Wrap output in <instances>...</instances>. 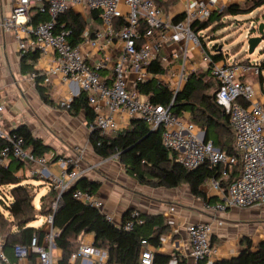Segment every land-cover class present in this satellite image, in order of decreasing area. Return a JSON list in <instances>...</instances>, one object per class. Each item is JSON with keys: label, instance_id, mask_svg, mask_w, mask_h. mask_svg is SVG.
I'll use <instances>...</instances> for the list:
<instances>
[{"label": "built area", "instance_id": "built-area-1", "mask_svg": "<svg viewBox=\"0 0 264 264\" xmlns=\"http://www.w3.org/2000/svg\"><path fill=\"white\" fill-rule=\"evenodd\" d=\"M221 1L187 0L183 18L173 22L154 0H11L10 14L0 15V29L12 36L20 56L37 51L38 60H46L44 67L29 74L30 80L41 76L45 84L56 77L65 84L76 83L79 93L84 92L86 103L94 112L88 131L96 128L103 133L114 132L123 130L131 119H143L150 130H160L162 145L174 153L175 162L188 170L207 162L218 168L220 177L225 179L236 165L237 157L220 150L210 140L204 141L202 131L193 121L170 110L188 76L208 69L216 83L215 102L228 116L241 162L238 178L226 189L218 178L207 180L221 199L206 208L221 213L230 207L264 204V106L256 100L250 79L258 76L259 64L235 61L225 55L212 62L200 35L191 29L195 21H202L215 11L221 12L225 7ZM70 9L82 16L90 10L100 12L101 27L90 30L86 26L76 45L69 41L71 31L58 23V17ZM35 12L48 18L32 23ZM115 41H118L116 48ZM193 55L199 58L197 64L193 62ZM156 61L164 67V73L154 77H163L173 93L168 106L152 103L138 87L152 77L148 66ZM72 99V96L64 97L62 106L68 109ZM4 111L5 106L0 104V166L15 160L31 176L46 177L57 191L52 204L55 210L61 193L93 170L94 165L83 162V151L76 148L73 156L54 159L58 171L53 172L49 168L53 156L32 155L23 147L21 136L2 126ZM72 197L102 212V202L95 194L74 189ZM104 214L125 231H132L144 222L138 210H132L123 223H116L110 214ZM43 229L41 240L33 235L28 245L13 247L18 262L10 264H19L32 255L36 256V264H56L53 251L58 231L52 226V214L45 216ZM212 231L210 222L186 226L189 255L196 263L212 256ZM81 258L106 264L107 252L81 241L69 262ZM3 262L7 259L0 243V264ZM137 264H153V248L146 239L141 240Z\"/></svg>", "mask_w": 264, "mask_h": 264}, {"label": "trees", "instance_id": "trees-1", "mask_svg": "<svg viewBox=\"0 0 264 264\" xmlns=\"http://www.w3.org/2000/svg\"><path fill=\"white\" fill-rule=\"evenodd\" d=\"M154 1L162 7V5L167 6L175 0ZM262 5H264V0H245L244 5H231L226 7L225 12L227 16H234L251 12ZM99 14V11L90 10L87 12V19L92 18L96 24H99ZM222 15V11H215L208 18L195 21L191 25V29L197 35L199 32H205L209 25L220 19ZM183 16L182 14L175 17L173 22L180 21ZM47 18L45 14L35 12L32 23L44 21ZM85 19L72 9L58 17V23L63 24L65 29L71 31L69 41L72 45H76L80 41V35L87 25ZM199 38L203 42L201 35ZM203 46L212 62L221 60L226 54L222 49L218 50V45L209 47L203 43ZM38 58L37 51L21 56L20 73L29 74L36 71L34 66ZM234 60L249 63L246 57L234 58ZM148 71L152 72V77L146 82L140 83L139 90L147 95L152 103L168 106L173 98V93L165 83L154 77V74L164 73V67L156 61L148 66ZM205 74H209L208 69L205 72H196L188 76L175 95L170 110L177 116L187 117L190 115L198 124L199 129L205 133L204 141L210 140L220 150L237 157V163L227 178L222 179L218 168L211 167L207 162L192 170L182 167L175 162L174 153L162 145L160 130L150 132L143 119H131L126 129L109 132L115 133L112 136L96 128L89 131L88 140L94 155L101 159L117 155L118 161L141 185L176 188L185 184L192 195L204 197L201 187L209 178H218L221 186L226 189L240 174V155L235 149V134L228 116L215 102L216 83L213 80L214 91L212 94H208L206 91L210 89V84L204 81ZM256 78L259 79L260 87L264 90V60L259 64V74ZM33 82L41 100L52 105L48 85L43 84V78L36 76ZM67 110L72 116H77L79 112L83 111L86 126L93 121L94 112L87 105L82 91L72 99ZM11 131L23 138V147L29 149L32 155L46 156L49 147L40 138L35 137L26 124L18 125ZM58 157L54 155L52 160ZM22 167V163L15 160H11L6 166H0V186H8L10 189V201L3 202V210L6 214L0 210V243L7 259V262H3V264L18 262L13 252L15 245H28L33 235H37L39 240L42 239L43 227L31 225L38 215L44 217L49 214L53 215L52 224L58 231L54 240L55 247L61 250L56 264H72L69 262L70 255L77 249V239L83 234H93V245L106 250V264H137L140 257V244L143 239L151 242L154 246L158 245L160 233L166 228L161 214L141 213L144 222L136 225L132 231H125L108 220L103 212L72 197L74 189L92 194L97 192L99 183L91 182L85 177L79 178L70 191H64L60 195L55 210L52 209V204L56 200L57 191L50 185L49 191L41 197V209L37 211L32 203L34 196L31 193V185L24 182L25 178L17 175ZM130 213L131 211L124 216L122 223L129 219ZM168 260L167 256L156 253L153 255V264H167ZM178 264H186V260L180 257ZM197 264H206V261L200 260ZM212 264H264V241L251 249L250 241L247 239L245 248L236 256L219 259Z\"/></svg>", "mask_w": 264, "mask_h": 264}, {"label": "crops", "instance_id": "crops-1", "mask_svg": "<svg viewBox=\"0 0 264 264\" xmlns=\"http://www.w3.org/2000/svg\"><path fill=\"white\" fill-rule=\"evenodd\" d=\"M186 1L175 0L167 6L162 5V7L167 16L173 20L184 13ZM221 2L225 7L231 5L242 6L245 0H222ZM11 6V0H0V15L8 16L11 12ZM85 13L87 14V12ZM85 20L86 26L90 30L101 27V21L96 24L92 18H86ZM203 32H199V34L203 38L204 45L213 44L214 40L205 41V32ZM116 46H118V41H115L114 48ZM20 57L12 36L0 29V104L5 106L2 126L6 130H11L18 125L26 124L32 134L40 138L49 147L46 153L48 157L54 155L59 156V158L73 156L76 148L81 149L83 151L82 161L94 165V169L82 177L91 182L96 181L99 183L95 195L102 202V212L110 214L114 222H122L124 216L132 210H138L148 215L161 214L166 228L160 233L157 246L148 241L153 248V255L156 253L167 256L169 259L167 264H178L180 257L186 260V264H197L189 255L190 246L186 233V226L196 222H210L213 227L211 244L214 251L212 256L205 260L206 264L236 256L245 248V240L247 239L250 241L251 249L264 241V204L241 208V212H239L241 217L250 220L254 218V227L252 229L249 226L248 229L242 228L236 231L234 228L226 226L225 219L232 218L233 214L236 215L239 211L238 208L230 207L227 209L233 210L232 213H230L231 211L227 212V210L215 213L206 208V205H214L221 199L219 193L213 190L208 182H205L201 187L204 197L192 195L185 184L176 188L141 185L126 171L117 158L101 159L94 155L88 140L84 112L81 111L77 116H72L68 112L58 109L56 104L44 103L36 87L33 92L30 84L25 79L17 77V74H19L23 76H21L22 78L27 76L29 79L30 74L20 73ZM192 57L193 62L197 64L198 56L195 55V59L194 55ZM45 65L46 60H38L34 69H39ZM251 81L254 85L256 100L264 106V93L260 91L261 87L255 81V78H251ZM45 85H48L51 98L59 95L61 100L68 96H72L74 99L79 95L78 86L74 82L65 84L60 82L58 78L53 77ZM27 91L30 98L24 96ZM128 125L129 123H126L125 126L122 125L124 126L122 129H126ZM119 130L121 129L117 131ZM49 168L55 173L58 171L54 160L50 162ZM40 180L42 185H46L48 192L50 182L46 177H42ZM209 200L211 201L209 202ZM38 216L37 218L44 217L42 215ZM216 220H220L222 224H218ZM31 225L39 227L40 224L31 223ZM41 226H44V222ZM93 240V234H83L78 237L77 244L81 241L93 244ZM60 255L61 250L55 248L53 257L56 261ZM36 262V256L32 255L20 260L19 264H36ZM73 263L97 264L91 258H81Z\"/></svg>", "mask_w": 264, "mask_h": 264}, {"label": "rangeland", "instance_id": "rangeland-1", "mask_svg": "<svg viewBox=\"0 0 264 264\" xmlns=\"http://www.w3.org/2000/svg\"><path fill=\"white\" fill-rule=\"evenodd\" d=\"M264 9V5H262ZM262 8H255L251 12H245V13H240L235 16H228L226 15L225 9L226 7H223L222 13L223 15L220 17V19L215 20L212 22L208 29L205 30V41L208 40H214L215 42L213 44H209L208 46L211 47L212 45H218V47H221L223 52H225V57H229L231 59H242V58H247L249 62L251 63H258L262 62L264 60V39L262 42L254 49L252 53H248L247 51V40H246V35L250 33V35H255L257 32V26L259 23L264 22V10L262 11ZM83 17L87 18V14L83 12ZM233 18V19H232ZM195 59V56H194ZM203 70H198V73H202ZM22 75L17 74V77L19 79H25L27 81L31 88H35V84L32 80H29L27 76L24 78L21 77ZM255 78V81L258 82V85L260 86L259 79L256 78L255 76H251L250 79ZM159 80L163 83L164 79L163 77H159ZM204 81L210 84V89L207 90L206 92L208 94L213 93L214 89V84H213V79L211 78L210 74H205ZM264 86V85H263ZM260 88V87H259ZM52 89V88H51ZM260 90V89H259ZM264 93V90H260ZM25 97L30 98V94L27 91V94ZM49 97L51 98L52 96L49 94ZM61 97L59 95L55 96L52 99V104H56L58 109L64 110L68 112V110L62 106L61 104ZM69 113V112H68ZM189 119L193 121L197 127L199 128L198 124L195 122V120L188 115ZM87 133L89 131L87 130ZM115 133H107V135H114ZM89 163V162H86ZM17 175L20 177L25 178L24 182L31 185V193L33 194V205L35 206V209L39 211L41 209V196H43L47 192V187L46 185H42L40 177H33L31 176L27 169L25 167L21 168L18 172ZM130 176V175H129ZM9 187L8 186H0V210L4 212L3 210V202H9L10 201V194H9ZM49 191V190H48ZM250 208V207H249ZM239 211L236 215L233 214L232 218L230 219H225L226 220V226L229 228H234L236 231L240 229H248L249 226L253 229L254 227V218L252 220L248 218L241 217L240 213L241 208H238ZM231 211L232 213L233 210L229 209L227 212ZM6 214V212H4ZM262 213V210H261ZM39 217V216H38ZM44 217L42 218H37L35 221L31 222L32 224H40L39 227L43 224L44 222ZM258 220V219H257ZM38 221V222H36ZM263 221V220H262ZM249 222V223H248Z\"/></svg>", "mask_w": 264, "mask_h": 264}, {"label": "water", "instance_id": "water-1", "mask_svg": "<svg viewBox=\"0 0 264 264\" xmlns=\"http://www.w3.org/2000/svg\"><path fill=\"white\" fill-rule=\"evenodd\" d=\"M262 11L264 9H261ZM257 32L255 35H249L246 40H247V51L248 53H252L254 51V49L262 42V40L264 39V22L259 23L257 26ZM218 50H221V47H218ZM158 129H151L150 132H157ZM205 133L203 132V138H204ZM75 185V184H74ZM74 185H72L70 188H68L66 191H70ZM63 193V192H62ZM61 193V194H62ZM52 219H53V215H52ZM53 226V224H52Z\"/></svg>", "mask_w": 264, "mask_h": 264}]
</instances>
